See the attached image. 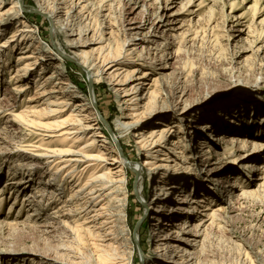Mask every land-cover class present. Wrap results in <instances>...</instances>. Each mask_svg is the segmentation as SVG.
<instances>
[{
  "label": "bare ground",
  "instance_id": "bare-ground-1",
  "mask_svg": "<svg viewBox=\"0 0 264 264\" xmlns=\"http://www.w3.org/2000/svg\"><path fill=\"white\" fill-rule=\"evenodd\" d=\"M4 1L0 0V9ZM32 1L34 9L50 21L52 33L63 35L65 49L45 45L37 26L30 23L24 14L26 0H13L10 10L0 13V33L7 28L9 15L20 19V26L0 47L7 50L23 47L22 53L17 56L15 73L9 80L12 87H6L7 93L18 94L29 90V81L37 70L41 73L49 71L39 82L41 85L36 86L38 96L28 99L34 101L48 96L46 106L39 108L31 102L16 114L13 110L15 107L7 109L3 106L7 97H2L0 123L3 122L6 125L4 129H8L16 120H21L29 127L37 126L51 133L49 127L39 123L54 116L59 131L58 134H45L49 140L47 143H56L57 147L25 148L31 159L19 157L17 160L18 171L6 187L13 190L17 198L23 186L25 189L32 186L31 183L35 186L20 202L15 199L9 204V214L14 212L15 215V212L18 214L23 209H29L26 217L15 223L16 227L46 228L42 229L45 233L63 229L67 238L71 237L70 243H67L71 247L67 249L65 243V248H59V251L66 252V259L35 253L32 264H135L137 252L133 236L136 234L139 240L140 229L135 233L130 227L132 195L128 170L137 175L136 192L147 202L144 213L156 217L152 230L154 247L140 264H205L204 257H209L208 237L205 236L207 229H222L221 224L227 225L223 215L227 214L229 208L215 203H229L235 191H240L241 199H246L257 196L264 189L263 140L251 138L246 130L214 135L222 126L219 128V122L210 126L192 120L189 127L194 132L189 134V128L184 125L178 127L182 131L179 133L180 130H175L177 126L160 121L164 113H174L179 123L183 124L186 117L203 106L201 102L189 104V94L181 85L170 93L166 87L167 79L171 76L168 72L174 68L171 62L174 56L170 52L175 45L172 42L176 38L173 32L181 29L176 25H184V17L181 16L184 14L194 19L193 22L197 17L201 19L208 0H197L196 9L185 12H171L166 8L167 13L153 15V21L149 16L140 22L126 19L124 42L115 49L111 40L113 29L104 26L103 21L102 32L98 36L99 25L94 21L97 14L93 13L91 0ZM128 2L135 5L134 11H144V5L140 6L141 0ZM193 2L190 0L189 5H193ZM105 11L107 9L101 12ZM106 16L101 15V18L106 20ZM234 20L236 27L246 25L243 16ZM107 35L110 38L106 39ZM260 49L263 53L264 46ZM9 56L5 50H0V72L8 66ZM68 59L86 69L93 81V88L99 83L112 87L120 110L124 112L122 117L126 120L118 124L117 131L119 134L137 131L134 135L138 138L136 148L146 157L142 165L134 164L115 140H103L109 139L102 128L107 126L108 119L99 108L95 90L91 96L83 97L79 88L65 78L64 67ZM54 61L57 64L50 69ZM157 85H160L159 92L153 90ZM147 87L148 90L145 89ZM144 90L147 92L144 93L145 97L141 95ZM173 99L176 104H169ZM229 120L226 123H234ZM144 128H147L146 131L139 133ZM88 132L91 133L90 138L83 143L81 139ZM36 135L42 136L40 133ZM201 135L206 137L197 147L196 139ZM58 137H63L66 143H51ZM6 144H10L7 137L0 135L2 154L10 151ZM9 146H14L18 153V144ZM195 151L200 152L193 157ZM225 159L227 161L223 165ZM33 160L40 161L34 164L38 170L31 168L30 162ZM197 160H200V166ZM231 162L235 164L232 173L228 172ZM145 172L157 179L150 200L145 194ZM16 173H19V179L14 181L18 176ZM33 174H38L36 181ZM45 191L50 193L48 201L45 200ZM65 191H68L66 198L63 197ZM219 191L221 196L217 195ZM49 204L56 206L50 209ZM218 212H221L220 216ZM140 241H143L141 237ZM139 251L142 254L145 250L140 247ZM257 260L260 258L257 257Z\"/></svg>",
  "mask_w": 264,
  "mask_h": 264
},
{
  "label": "rangeland",
  "instance_id": "rangeland-1",
  "mask_svg": "<svg viewBox=\"0 0 264 264\" xmlns=\"http://www.w3.org/2000/svg\"><path fill=\"white\" fill-rule=\"evenodd\" d=\"M91 1L94 8L93 13L97 14L94 21L96 20L95 22H98L99 25L97 27L98 36L102 32V21L104 26L113 29L114 33L111 37L113 49L122 46L124 42L126 19L130 18L140 22L144 17L149 16L152 20L155 18L153 16L155 14L163 15L167 13L166 8L171 9V12H185L187 9H196L195 6L198 5L197 0H194L193 5H189L190 0H141L140 6L144 5V11H141V9L134 11L133 7L135 5L129 3L128 0ZM12 2L13 0H5L0 13L9 11ZM24 5V14L27 20L37 26L40 38L45 42V45H50L53 48L57 45L61 49H65V38L60 33L57 35L52 33L50 21L45 15L34 9V2L26 0ZM106 9L107 11L101 12ZM101 15H107V19L104 20L105 18H101ZM184 15H181L184 17V25L182 23L177 24L176 27H181V29L179 32H173L176 38L172 39V42L175 45L170 52L171 56H174V59L171 60L174 68L168 72L171 76L167 79L166 89L170 93V91L181 85L180 87L187 90L189 94V104L194 105L201 102L203 106L200 110L192 112L193 115L186 117L183 124L179 123L178 116L174 113H168L167 115L164 113V116L160 117V121H164L166 125L177 126L175 130H180L178 127L184 125L185 128H189L187 130L189 134L194 132L189 127L192 125V120L210 126H214L219 122V128L220 125L222 126L214 135L226 134L231 130L238 132L246 130L245 132H249L251 138L264 141V132L257 131L264 128V52L262 53V49L258 50L259 47L264 46V21L260 22L264 20V0H208L207 7L201 13V19L197 17L193 22L194 19L191 20V17L188 18ZM12 16H8L10 19L7 23L8 26L0 33V46L2 43L9 41L12 32L20 26V19H14ZM238 16H243L245 26L236 27L234 18ZM240 30H243V32H239ZM105 38H110V36L107 35ZM22 48L15 47L12 50H7L8 48L0 47L1 51L5 50V53L10 55L8 66L0 72V99L7 97V101L3 102V106L7 109L11 106L15 107L13 110L16 114L21 113L31 102L39 108L45 107L48 99V96H45L34 101H28L29 98L38 96V92L35 93L36 86L41 85L39 82H42V78L49 71L41 73L40 70H37L31 76L28 84L29 90L18 94L14 92L7 93L6 87L10 86L9 80L11 75L15 73L17 56L22 53ZM178 50L180 51L176 54ZM45 52L47 53V51ZM123 61L127 64L125 58ZM52 64L50 69L54 68L57 62L54 61ZM66 64L64 67L65 78L71 80L75 87L79 88L83 97L91 96L90 83L93 84V81L88 77L86 69L76 65L70 59L67 60ZM37 76H40L38 80L36 79ZM159 88L160 85H157L153 90L159 92ZM145 89L148 90V87ZM94 90L99 108L108 119L109 127L104 126L102 128L109 139L103 140L109 141L110 138L115 140L134 164L142 165L146 157L142 156L136 148L138 138L134 135L137 131L133 130L122 134L117 131L118 124L123 121L126 122V120L122 117L124 112L120 110L116 93L111 86L105 83L96 84L95 88H91V93ZM144 93H147L146 90L141 93L145 97ZM169 104L174 105L176 102L173 99L169 101ZM1 105L2 101L0 100ZM220 118L223 120H220ZM229 119L234 123H226V121H230ZM55 121L56 119L53 116L44 119L43 123H39L49 127L52 134L44 132L37 126L29 127L21 120H16V123L8 129H4L6 125H3V122L0 123V135L7 137L10 142V144H6L10 151L3 154V151L0 152V195L2 194V197H0V223H2V226H0V264H32L36 254L49 258H67L64 250L59 251V248H65L66 245V248L71 247V244H67L70 243L71 237L67 238L66 231L55 229L56 231L50 232L51 230H48L49 233H45L46 228L26 227L23 229L20 226L16 227L15 223L22 221L29 209H23L18 213L19 215L15 212L16 216L14 212L9 214V204L15 199L16 201L19 199L20 202L22 197L33 191L35 184L31 183L32 186L26 189L23 186L22 193L20 192L21 196L18 193L17 198L15 192L6 187L7 183L14 178L13 174L18 171L16 163L19 157L31 159L25 148L57 147V144L52 142L59 141L62 144L65 142L63 137H58L59 140H52L51 145H49L50 142L47 143L49 140H47L48 137L45 134H58L59 129L56 127ZM147 128L142 129L139 133H144ZM181 132L180 130L179 133ZM38 133L42 136L36 135ZM89 134L91 133L88 132L81 139V141L84 140L83 143L90 138ZM205 137L206 135H201L196 139L197 147ZM15 144H18V153L15 152L14 146H9ZM77 145L80 146L81 144ZM106 146L111 147L110 145ZM11 152L15 153L8 155ZM198 152L200 151L193 152V157L198 156ZM190 156L186 155V157ZM261 156L264 157V155ZM215 159L213 158V160ZM261 159L263 160V158ZM226 161V159L223 160L222 164L224 165ZM38 162L40 161L33 160L30 162L33 170H38L34 165ZM197 164L200 166V160L199 162L197 160ZM230 164L231 167L228 172L231 171L232 173L235 170V164L232 162ZM128 172L130 177L129 191L132 195L131 212L129 214L130 227L134 232L140 229V237L143 239L141 242L140 237L138 240L136 234L133 236L137 252L135 264H140L154 247L152 230L156 217L148 212L144 213L147 202L143 201L136 192L137 175H134L131 170H128ZM16 175L18 176L14 181L19 179V173H16ZM144 175L145 194L147 200H150L157 179L153 178L149 172H145ZM33 177L36 181L38 174ZM211 186L214 188L212 184ZM210 194H212V191H210ZM49 195V191H45V200L48 201ZM67 195L68 191H65L63 197L66 198ZM217 195L221 196L220 191L219 194L217 192ZM232 196L229 203H215L217 206L220 204L222 208H229L227 214L223 215L227 225L221 224L222 229H207L205 236L208 237L207 253H209V257H204L203 261L205 264H264V189L257 196L246 199H241L240 191H235ZM55 206L56 204H49L50 209ZM17 210L18 208L15 211ZM220 213L218 212L219 216ZM12 215H14V218ZM17 215L18 219L16 218ZM64 236L68 240H65ZM140 247L145 250L142 253L143 255L139 251ZM257 257L260 258L259 261Z\"/></svg>",
  "mask_w": 264,
  "mask_h": 264
},
{
  "label": "water",
  "instance_id": "water-1",
  "mask_svg": "<svg viewBox=\"0 0 264 264\" xmlns=\"http://www.w3.org/2000/svg\"><path fill=\"white\" fill-rule=\"evenodd\" d=\"M91 88H93V86H92V84L90 83V94L92 95V93H91ZM106 127H109V125L107 124Z\"/></svg>",
  "mask_w": 264,
  "mask_h": 264
},
{
  "label": "trees",
  "instance_id": "trees-1",
  "mask_svg": "<svg viewBox=\"0 0 264 264\" xmlns=\"http://www.w3.org/2000/svg\"><path fill=\"white\" fill-rule=\"evenodd\" d=\"M102 112V111H101ZM103 114V113H102Z\"/></svg>",
  "mask_w": 264,
  "mask_h": 264
}]
</instances>
